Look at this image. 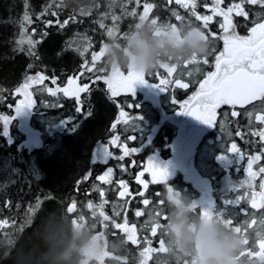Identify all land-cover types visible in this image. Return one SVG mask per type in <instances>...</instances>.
Wrapping results in <instances>:
<instances>
[{
	"label": "trees",
	"instance_id": "trees-1",
	"mask_svg": "<svg viewBox=\"0 0 264 264\" xmlns=\"http://www.w3.org/2000/svg\"><path fill=\"white\" fill-rule=\"evenodd\" d=\"M145 2L155 5L149 19L159 18L160 23L171 22L180 25L181 22L175 21L171 15L173 11L184 16L185 21L190 19L188 10L174 3L168 4L167 0H141V5ZM239 2L240 0H225L222 7ZM204 3L210 4L211 0H197V11L201 14H211L208 9L203 8ZM76 8V0H0V116L13 115L14 117L6 131L3 121H0V220L9 221L7 226L0 227V239L8 238L17 232L31 233L33 221L38 223L42 216L54 209H67L73 200L78 207L76 213H70L72 218L83 214L86 223L98 222L96 223L98 232L113 233L111 222H104L108 224V227H103L100 217L98 215L93 217L86 209L87 201L91 200L94 204L99 202L98 191L94 189L102 187L106 192L105 199L109 201L105 206V212L117 222H122L124 212L127 211L129 224H137L140 243L132 245L128 242V251L122 258H126L127 264H139V251L145 246L143 237L147 235L151 239L152 247H158V241L162 239L161 229H158L156 237H151L149 229L153 211H160L161 216L158 219L162 225L166 223L163 219L167 215L166 202L160 205L159 200H164L167 187L171 186L194 203L199 199L201 189L185 181L183 177H176L168 185H154L149 182L143 197L118 198L117 181L121 179L127 181L133 193L143 190L137 183L136 176L144 170L147 157L159 149L169 152V148L165 147L173 137L174 127L171 122L164 120L162 113H174L180 105L173 102V96L177 101L183 102L206 73L213 69L215 54L223 46V40L219 37H222L224 33L218 27L222 18L216 17L209 26L210 30L217 34L215 39L210 37L209 40L210 47L207 54L209 63L200 65V72H194L191 77H182L184 82L189 83L188 89L169 86L170 93L162 91L159 105L144 100L140 94L132 97L129 94H121L113 98L108 93L103 80L98 79L94 85H91V94L86 99L85 94H81V99L91 112L90 115L82 116L78 110H74L73 99L64 97L62 93L53 97L45 90L46 87H55L50 81L35 84L32 87V95L36 108H32L29 113V123L38 130L40 144L30 148L26 145V133L15 115L14 105L18 98L15 95V89L25 81L27 76L40 72L48 77L57 78L58 86H66L67 79L80 71L84 60H87L91 66L92 52H99L103 45L112 40H122L125 33L139 22L138 17L142 13V7H136L134 0H117L114 9L108 6V0H95V4L89 7L87 12L76 11ZM133 8H136L137 16L125 14ZM244 8L249 13L247 20L233 15L236 31L241 33L253 26V21L264 20V6L249 5L245 0ZM25 13L31 18L30 24L23 21ZM113 16H118L120 19L113 21ZM57 20L60 24H63L65 20H68V23L61 27L56 23ZM47 21L53 22L51 26L47 24ZM101 22L104 24L103 28L100 27ZM193 25L202 28L201 22L193 20ZM25 28L26 32L23 31ZM109 28L116 29L113 37L107 35ZM205 31L207 33L208 30ZM28 36L40 41L33 49L36 56L28 54L27 43L18 44L22 37L26 40ZM89 44L88 51L81 56L77 49L82 51ZM109 71L110 69L106 70L103 56L96 61L92 72L85 71L80 82L89 83L90 79L108 76ZM157 71L164 74L162 69H158L147 76L151 83L156 82ZM181 71L184 70L178 69V72ZM173 78H176V74ZM10 104L13 107L10 108ZM128 104H135L138 107L128 109ZM121 107L142 117L136 125L137 141H128L129 148L136 147L139 152L130 154L123 160L109 159L105 149L113 135L111 125L120 119ZM260 110L259 102H256L255 107L252 105L244 110L242 118L248 120L245 123V119L242 122L239 121V129L249 133L257 130L260 126L254 116ZM247 111L253 112L251 124L250 118L246 115ZM69 121L76 122L69 124ZM131 123L129 126L123 123L117 125L115 132L120 134L121 143L127 135L131 134ZM235 132L236 127L231 123L221 135L215 136L213 141L205 137L196 148L195 168L202 178L211 181L212 193L215 195L213 209L223 207L226 199L247 191L245 188L235 194L239 184L245 178L246 161L240 160L239 173H236L234 167L231 168L226 163L227 158L231 163L234 162V156L226 153L225 145L235 140L244 150L245 155L254 154L261 148L258 137L249 135L247 140L252 142L248 143L241 141ZM109 148L114 156L122 154L118 148L110 145ZM107 160L108 163L105 164ZM260 166H264V161L254 165V170L258 171ZM109 167L114 169L113 183L104 185L97 181L96 177L103 174ZM89 172L91 177L84 179ZM260 179L257 177L254 181L256 190H259ZM144 180L147 181L148 178ZM157 193L159 196L156 195ZM144 198L150 201L146 207L140 203ZM128 200L131 202L126 203ZM198 208L201 207L198 206ZM240 208L248 209L247 217L238 214ZM30 209L35 210L30 211ZM114 209L121 212L119 217L114 215ZM137 209L144 211L145 215L135 217L134 212ZM197 211L199 212V209ZM231 211L238 214L234 215L233 226L241 224L245 219L250 220L254 215L257 218L258 224L249 229L247 234L249 245L246 247H253L255 233L261 230L259 220L264 215V209L253 210L246 201H242L240 207ZM29 219L30 223H27ZM21 225H23L22 231L19 230ZM93 226L95 227V224ZM118 236L123 235L118 234ZM9 243L12 241L9 240ZM245 259V257L241 258V260ZM0 264H13L9 253L4 249H0ZM121 264H123L122 260ZM149 264H179V262L167 254L155 253Z\"/></svg>",
	"mask_w": 264,
	"mask_h": 264
},
{
	"label": "snow or ice",
	"instance_id": "snow-or-ice-1",
	"mask_svg": "<svg viewBox=\"0 0 264 264\" xmlns=\"http://www.w3.org/2000/svg\"><path fill=\"white\" fill-rule=\"evenodd\" d=\"M136 7H142V13L139 15V20L149 19L150 13L153 11L155 5L151 2H145L141 5V0H134ZM249 5H261L264 6V0H246ZM168 4H175L180 6L182 9L188 10L187 14L190 19L185 21V17L179 12L173 11L171 13L175 21L181 22V24H187L188 26H193V20L201 22L202 28H200L205 34V38L210 40V37L215 39L217 34L210 30V23L215 20L216 17H221L222 22L218 24L219 29L223 31V36L219 37L223 40V50L220 51L215 56L214 61V71H208L204 78L199 81L198 90L188 100L183 102L177 101L175 96H173V102L177 103L181 107V111L185 114L191 115L198 120H201L209 127L216 126L217 119V109L221 105L232 106L233 109L236 106L244 108L247 105L256 106L255 102H259L261 108L260 111L255 114V121L258 122L259 128L257 130L245 132L237 128L235 135L240 137L241 141L251 143L252 141L247 140L250 135L252 137H258L261 148L256 153H249L245 155L244 150L238 145L235 140L226 144V153L234 157H238L242 162L246 161V168H244L245 178L238 186V190L235 192L240 193L241 189H247L243 194H236L231 199H226L223 202V207L217 209L210 208H198V206L193 203L194 209H199V214L205 218H215L217 221L224 224V226L230 230L241 234L244 237V243L246 246L249 245L248 231L258 224V220L255 215L250 219H245L241 224L234 225V215L242 214L243 216H248L247 208H240L238 214L233 213L231 210L240 207L242 201H246L250 208L253 210L264 209V166H260L257 170H254V165L261 161H264V20L260 22L253 21V26L248 29V35L238 34L236 29V24L233 21V15L237 17H244L247 20L249 13L245 11L244 3L245 0H240L239 3H231L227 7H222L225 0H211V3H204L203 8L208 9L211 14H201L197 11V0H167ZM56 15V13H52ZM126 15L135 17L137 16L136 8L125 13ZM106 15V14H105ZM113 21H118L120 17L113 16ZM159 18H152L151 21L154 24H158L162 27H176L177 23L171 22H158ZM23 21L30 24L31 18L25 13ZM53 22L47 21V24L51 26ZM60 24L59 20L56 21ZM68 20H65L61 27L67 25ZM100 27L103 28L104 24L101 22ZM205 30H208L207 33ZM24 32L27 29H23ZM116 34L115 28H109L107 30V35L113 37ZM40 41L33 40L31 36H28L25 40L22 37L18 44L23 45L27 43L29 46L28 54L30 56H36L35 49L36 45ZM88 46H85L79 54L83 56L88 51ZM106 44L103 45L99 52H92L91 60L92 64L89 66L88 61L84 60L81 64L80 71L73 77H69L66 81V86H58L57 78L48 77L43 72L37 73L34 76H27L25 81L15 89V95L22 97L15 104L14 111L18 115L25 108H36V102L33 99L32 92L30 89L34 84H43L46 80L50 81L55 87H46V91L53 97L57 96L58 93H62L64 97L71 98L74 101V110H78L79 113L83 115H90L88 107L85 105L84 101L81 99V94H85V99L91 94L92 87L96 83V80L102 79L104 84L107 86V91L110 93L111 97L115 98L121 94H129L131 97L135 95V86L137 83H148L149 79L143 74H136L132 72H112L110 75L105 77H96L95 79H90L89 83H80V78L84 76L85 71L92 72L95 68V63L101 57L104 56V49ZM22 50V49H21ZM209 60L207 55L203 57H193L188 61H185L180 65H170L168 63H162L159 69L163 70L164 74L160 71L155 73L156 82H153V86L159 88L161 91L170 93V87H178L180 89H188L189 83L184 82L182 77H191L194 72H200V65H207ZM191 66V67H190ZM178 69H183L184 71L178 72ZM176 74V78L174 77ZM61 106L62 105H58ZM9 107H13L11 104ZM138 105L128 104V109H135ZM233 117H240L241 113L239 111L233 110L231 112ZM247 117L251 118L253 116L252 111L246 112ZM119 117L112 125L113 135L111 136L107 147L105 149L109 159L123 160L126 156L130 154L139 152L136 147L129 148L128 141H137L138 137L136 135V125L137 121L142 119L136 115L135 112H128L124 107L119 109ZM14 119L13 115L0 116V121H3L4 130ZM76 121H69V124H74ZM131 123L132 132L127 135L124 142L121 143V136L119 133L115 132L118 124L123 123L125 126H129ZM109 145L113 148H118L121 151V155L114 156L113 152L110 151ZM224 158V157H221ZM108 159V160H109ZM108 160L105 164L108 163ZM133 166H135L133 162ZM145 172L151 175V182L154 185H167L169 179V173L166 168L160 167L158 164L154 163L153 160H148L144 167V170L140 171L136 176V181L142 186L141 191L133 193L130 189V185L125 180H118L117 187L119 191L117 193L118 198H131L135 199L137 196L143 197L144 190H147L149 184L146 180L142 179ZM114 169L109 167L103 174L98 175L96 180L104 185H111L113 183ZM91 173H87L84 179H89ZM257 177H260V183L258 185L259 191L256 190V184L254 181ZM79 184V182H78ZM77 187V191H78ZM94 190L98 191L100 200L98 203H93L91 200L87 201L86 209L89 210L93 217L97 215L100 217L103 227L107 228L108 224L104 222H111L114 229L113 235L118 236L123 235L128 242L132 245H137L140 243V239L137 235V224H129L127 211L124 212L122 222H117L112 219L110 215L105 212V206L109 203L105 199L106 192L102 187H97ZM167 192L169 194L175 193L179 195L180 193L175 191L171 186L167 187ZM90 195V193H89ZM159 196V193L156 194ZM131 200L126 201L130 203ZM143 206H148L150 204L149 199L144 198L140 201ZM165 201L163 199L159 200V204L163 205ZM39 206V200L37 202V207ZM77 203L73 200L67 207L69 213L77 212ZM95 209V210H94ZM35 209H30L34 211ZM98 210V211H96ZM114 215L119 217L121 212L114 209ZM135 217H143L145 215L142 210H135ZM161 216L160 211H153L151 214V226L150 235L151 237L157 236L158 229L162 228V224L159 221ZM167 221V215L163 217ZM78 220L86 221L83 214L78 217L73 218V222L76 223ZM30 223V219L26 221ZM9 224L7 219L0 220V227H5ZM260 231L255 233V242L253 247H245L237 256L238 264H254L255 261L259 260L260 264H264V215L261 216L259 220ZM19 230H23V225ZM145 246L139 251V264H149V261L153 260V254L161 253L165 254L167 251L164 246V240L159 239L158 247H152V241L146 235L143 237ZM245 257V260H241ZM255 258V259H253ZM123 264H127L126 258H121ZM187 264V262H185Z\"/></svg>",
	"mask_w": 264,
	"mask_h": 264
},
{
	"label": "clouds",
	"instance_id": "clouds-1",
	"mask_svg": "<svg viewBox=\"0 0 264 264\" xmlns=\"http://www.w3.org/2000/svg\"><path fill=\"white\" fill-rule=\"evenodd\" d=\"M76 11L87 12L95 0H76ZM117 0H108L115 8ZM210 41L196 26L180 24L162 27L151 19L139 20L122 40H112L104 49L105 67L112 72L152 75L162 63L180 65L193 57L208 54ZM167 221L161 236L167 250L179 264H238L237 256L246 247L244 237L215 218L202 217L188 197L164 196ZM96 223L73 218L67 209L47 212L31 233H15L0 239V249L9 253L13 264H121L128 251L124 236L98 232ZM95 224V227L93 226ZM9 240L12 243H9ZM254 264H260L257 260Z\"/></svg>",
	"mask_w": 264,
	"mask_h": 264
},
{
	"label": "flooded vegetation",
	"instance_id": "flooded-vegetation-1",
	"mask_svg": "<svg viewBox=\"0 0 264 264\" xmlns=\"http://www.w3.org/2000/svg\"><path fill=\"white\" fill-rule=\"evenodd\" d=\"M239 34L240 35H248L249 32L247 30L244 33L239 32ZM222 50H223V46L215 54V56ZM214 61H215V57H214ZM214 70L215 69H214V64H213V69L211 71H214ZM109 73H110V71H109ZM80 83L83 84L82 82H80ZM198 87H199V84L197 85V87L195 89H193L192 91L189 92V94L186 96L185 100L190 99L189 97H191L194 94V92L196 90H198ZM161 93H162V91L160 92V95H161ZM160 95L153 102L150 100H146V101H150L156 105H159L160 104ZM250 106H252V105H247L244 108H240L239 106H236V108L233 109L232 106L221 105L217 109V119H216V126L215 127H209L207 124H205L201 120H198L191 115L183 113L181 111V107L179 106L174 113L169 114L171 116L177 115V116L182 117L184 119L183 125L178 127L177 132L174 129L173 137L171 138V141L168 144V146L165 147V148H169V152L167 153L166 151L159 149V150L151 153V155H149V157H147V161L151 159V160H153L154 163L158 164L160 167L167 169V171L170 174V178L167 181V185L170 184V182L173 179H175L176 177L177 178L183 177L185 181L190 182L193 186H197V187H199L198 184H200L201 182L208 183L210 185L211 181L209 179L202 178L199 175L197 169L195 168L194 159H195V153H196V148H197L198 144L205 137H207V140L213 141L214 137L221 135V133H223V130L225 128H228V125L231 123L235 125L236 131H237V128H239V121L242 122L245 119V118H242V114H243L244 110H246ZM233 110L239 111L241 113V116L240 117H233L231 115V112ZM247 120L248 119H245L244 123ZM188 127H189L188 133H186V135H185L184 132L186 131V129ZM196 131H201L203 136L196 143L195 153H194V156L192 159L193 161H192L191 166L187 167L184 163L183 153L180 149H181V146L186 141V139L188 137L192 136L193 133ZM181 139H183L182 142L178 143ZM151 156H153V157H151ZM226 163L229 167H231V168L234 167L236 173H239V164L241 163V161L238 157H234V162H232V163L230 162V159L227 158ZM190 173H192L195 176L194 181L188 177V175ZM196 173L200 176V179H197ZM142 178L143 179L148 178L147 182L148 183L151 182V175L147 172H145V175ZM201 197H202V191H200V197L199 198H201Z\"/></svg>",
	"mask_w": 264,
	"mask_h": 264
},
{
	"label": "rangeland",
	"instance_id": "rangeland-1",
	"mask_svg": "<svg viewBox=\"0 0 264 264\" xmlns=\"http://www.w3.org/2000/svg\"><path fill=\"white\" fill-rule=\"evenodd\" d=\"M233 18H234V16H233ZM235 31H236V29H235ZM237 33L239 34V32H237ZM222 36H223V34H222ZM34 75H36V74H34ZM109 75H110V73H109ZM30 91L32 92V88L30 89ZM160 92H161V90L157 87H154L153 83H151L150 81H148V83H137L135 86V95L140 94L143 97V99L150 100L152 102L160 95ZM20 98H22V97L17 98L16 103H18V100ZM33 99H34V97H33ZM30 111L29 112H22L21 111L18 115L16 113H15V115L20 120V125H21L22 130L26 133V136H27L26 145L30 148H33V147H36L40 144V134H39L38 130H36L29 123ZM162 116L164 117V120H168L169 122L172 123L176 132L178 130V127L183 125L184 119L182 117H179L177 115L171 116V115L165 114V113H163ZM188 129H189V127L184 132L185 135H186V133H188ZM202 136H203V134L201 131H196L193 133L192 136L188 137L186 139V141L184 142V144L181 146L180 150L183 153V160H184V163L187 167H190L192 164V161H193L192 159H193V156L195 153L196 143L199 141V139ZM182 140L183 139H181L178 143H181ZM151 157H153V156H151ZM188 177L193 181L195 180V176L192 173H190L188 175ZM198 186L202 191V197L197 199L195 201V204L200 206L201 208L213 209V205H214L213 197H215V195H213V193H212V186L209 185L208 183H204V182H201L200 184H198ZM257 191H259V190H257Z\"/></svg>",
	"mask_w": 264,
	"mask_h": 264
},
{
	"label": "water",
	"instance_id": "water-1",
	"mask_svg": "<svg viewBox=\"0 0 264 264\" xmlns=\"http://www.w3.org/2000/svg\"><path fill=\"white\" fill-rule=\"evenodd\" d=\"M30 109L29 108H25L22 112H29ZM169 173V172H168ZM169 178H170V174H169ZM197 179H199V177H197ZM250 206V205H249Z\"/></svg>",
	"mask_w": 264,
	"mask_h": 264
}]
</instances>
